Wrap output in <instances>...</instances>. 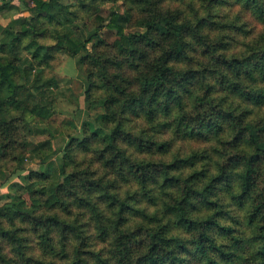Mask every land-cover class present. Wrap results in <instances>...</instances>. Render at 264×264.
<instances>
[{
	"label": "trees",
	"instance_id": "1",
	"mask_svg": "<svg viewBox=\"0 0 264 264\" xmlns=\"http://www.w3.org/2000/svg\"><path fill=\"white\" fill-rule=\"evenodd\" d=\"M27 9L0 37V264H264V0ZM61 54L95 117L55 150L21 126L57 114Z\"/></svg>",
	"mask_w": 264,
	"mask_h": 264
},
{
	"label": "rangeland",
	"instance_id": "2",
	"mask_svg": "<svg viewBox=\"0 0 264 264\" xmlns=\"http://www.w3.org/2000/svg\"><path fill=\"white\" fill-rule=\"evenodd\" d=\"M106 12H103L104 16ZM133 31H136V29L126 30L127 33ZM107 32L109 31L104 28L103 34ZM49 69L48 74L54 75L58 80V88L55 90L59 96L56 108L57 114L50 123L40 124L37 121H33L30 124H24L21 126V132L26 135L33 145L40 144L45 140H51V147L57 150L63 147L67 141V137L64 134L70 130L67 129L70 128V125H67L69 121L74 122L79 127L86 120L94 122L95 113L85 107L82 95L84 89L83 77L79 72L75 58L61 54L56 60L51 62ZM40 157L41 155L38 152L31 153L26 163V169L41 170L49 176L52 174L53 177L58 165L57 156H53L47 163L42 162ZM48 163L50 165H47ZM21 180V177L12 179V181L17 182ZM6 193H8V186H0V206Z\"/></svg>",
	"mask_w": 264,
	"mask_h": 264
},
{
	"label": "crops",
	"instance_id": "3",
	"mask_svg": "<svg viewBox=\"0 0 264 264\" xmlns=\"http://www.w3.org/2000/svg\"><path fill=\"white\" fill-rule=\"evenodd\" d=\"M5 1L7 0H0V37L2 30L11 22L29 16L27 9L30 6L29 0Z\"/></svg>",
	"mask_w": 264,
	"mask_h": 264
},
{
	"label": "built area",
	"instance_id": "4",
	"mask_svg": "<svg viewBox=\"0 0 264 264\" xmlns=\"http://www.w3.org/2000/svg\"><path fill=\"white\" fill-rule=\"evenodd\" d=\"M9 1H15V0H9Z\"/></svg>",
	"mask_w": 264,
	"mask_h": 264
}]
</instances>
